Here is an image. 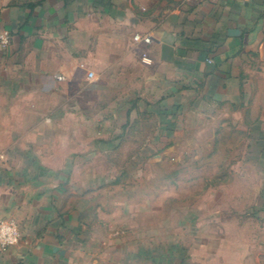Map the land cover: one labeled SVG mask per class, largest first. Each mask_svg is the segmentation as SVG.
<instances>
[{
  "label": "crops",
  "instance_id": "1",
  "mask_svg": "<svg viewBox=\"0 0 264 264\" xmlns=\"http://www.w3.org/2000/svg\"><path fill=\"white\" fill-rule=\"evenodd\" d=\"M6 30L0 123L24 126L0 143V214L22 237L0 264H97L88 233L63 208L62 173L91 109L101 126L117 123L128 85L232 104L243 96L249 106L256 95L262 114L250 134L264 150V0H0ZM138 33L152 42H136ZM245 216L241 244L226 228V250L213 247L210 264H264V228Z\"/></svg>",
  "mask_w": 264,
  "mask_h": 264
},
{
  "label": "rangeland",
  "instance_id": "2",
  "mask_svg": "<svg viewBox=\"0 0 264 264\" xmlns=\"http://www.w3.org/2000/svg\"><path fill=\"white\" fill-rule=\"evenodd\" d=\"M128 88L117 123L101 126L91 109L62 173L63 208L88 233L91 261L210 264L213 247L226 250V228L241 244L246 214L264 228V150L250 134L262 114L256 95L249 106L243 96L232 104ZM23 126L0 123V143Z\"/></svg>",
  "mask_w": 264,
  "mask_h": 264
},
{
  "label": "built area",
  "instance_id": "3",
  "mask_svg": "<svg viewBox=\"0 0 264 264\" xmlns=\"http://www.w3.org/2000/svg\"><path fill=\"white\" fill-rule=\"evenodd\" d=\"M134 40L136 42H141L144 44H150L152 42V37L150 35H142L136 34L134 35ZM11 41V35L9 31H2L0 32V43L2 45H8ZM142 60L146 64H151L152 59L149 57L147 53H143ZM94 72L90 71L88 73V78L92 80L94 78ZM63 79V77H61ZM0 157H2L0 155ZM0 232L3 233V236L0 237V255L7 251L12 246H15L19 243L22 232L19 226L18 221L13 217H3L0 214ZM10 238L13 239L15 242H9Z\"/></svg>",
  "mask_w": 264,
  "mask_h": 264
},
{
  "label": "clouds",
  "instance_id": "4",
  "mask_svg": "<svg viewBox=\"0 0 264 264\" xmlns=\"http://www.w3.org/2000/svg\"><path fill=\"white\" fill-rule=\"evenodd\" d=\"M3 236V233L2 232H0V237H2ZM9 242H12V243H14L15 241L13 240V239H11L10 238V241Z\"/></svg>",
  "mask_w": 264,
  "mask_h": 264
}]
</instances>
